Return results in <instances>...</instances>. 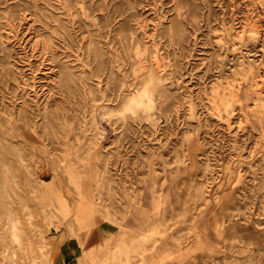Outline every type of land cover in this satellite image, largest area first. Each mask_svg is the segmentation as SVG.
Masks as SVG:
<instances>
[{"label":"rangeland","instance_id":"rangeland-1","mask_svg":"<svg viewBox=\"0 0 264 264\" xmlns=\"http://www.w3.org/2000/svg\"><path fill=\"white\" fill-rule=\"evenodd\" d=\"M151 184L152 264H264V0H0V264L11 218L68 264Z\"/></svg>","mask_w":264,"mask_h":264},{"label":"crops","instance_id":"crops-1","mask_svg":"<svg viewBox=\"0 0 264 264\" xmlns=\"http://www.w3.org/2000/svg\"><path fill=\"white\" fill-rule=\"evenodd\" d=\"M141 191L140 199L129 201L128 207L125 204L117 208L110 206L112 210H108L107 214L114 211L115 217L91 223L83 235L77 234L75 239L71 238L68 243H64L60 254L64 252L65 244L75 247V253L70 256L68 264H139L142 260L143 264H152V256L158 253L152 252V237L147 242V237L144 238L142 234L153 227L157 230L153 241L159 240L156 248L159 254L166 255L175 250L178 247L174 243L176 239L173 241L172 236H164L166 234L157 236V234H162L163 228L167 227L168 221L174 215L173 209L178 207L180 201L172 198L158 199L156 193L158 194L160 190L154 191L152 184ZM192 236L195 241L192 245L198 247L200 243H214L213 238L206 237L200 231L194 232ZM118 247H122V250L118 251ZM69 251L72 253V249ZM133 257L143 259L132 262ZM60 264L65 262L60 260Z\"/></svg>","mask_w":264,"mask_h":264},{"label":"bare ground","instance_id":"bare-ground-1","mask_svg":"<svg viewBox=\"0 0 264 264\" xmlns=\"http://www.w3.org/2000/svg\"><path fill=\"white\" fill-rule=\"evenodd\" d=\"M151 95H152V89L150 87L146 88L144 90L143 96H146V97H148V99L151 100ZM130 104H131V106H142L143 101L141 98H136L134 96L133 99L130 100ZM21 159H23L22 156H21ZM47 180L46 181L43 180V181L47 183L48 182ZM1 195H2V198L4 200V198H5L4 193H2ZM11 214L15 215V212L12 211ZM19 222H20V220H18L15 217L11 218V220H10V227H9V231H8L9 240H10V248L8 250L9 252H8L7 263L8 264H21V260L28 259L31 256L30 257L31 263L32 264H38L37 258L33 254V253H35V250H36L35 245L32 242L31 238L27 235L28 232L26 234L27 230L19 227ZM31 236H32V234H31Z\"/></svg>","mask_w":264,"mask_h":264}]
</instances>
